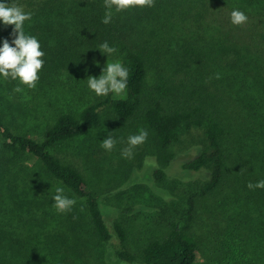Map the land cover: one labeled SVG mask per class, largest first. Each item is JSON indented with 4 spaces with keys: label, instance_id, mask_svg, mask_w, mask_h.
I'll return each instance as SVG.
<instances>
[{
    "label": "trees",
    "instance_id": "16d2710c",
    "mask_svg": "<svg viewBox=\"0 0 264 264\" xmlns=\"http://www.w3.org/2000/svg\"><path fill=\"white\" fill-rule=\"evenodd\" d=\"M17 2L33 13L25 31L40 40L46 62L35 88L15 92L17 81L0 80V264L89 263L73 245L84 232L74 229L68 243L50 215L52 194L39 196L45 191L35 188L31 169L25 181L28 161L47 190L63 186L84 203L85 236L105 246L110 264H264V189L247 187L264 179V0H155L107 25L103 0ZM232 8L247 22L233 25ZM13 28L0 24V42L11 41ZM104 41L117 49L109 60L129 70L123 99L98 97L83 80L86 68L98 77L106 65ZM16 111L42 121L40 137L15 127ZM105 112L107 131L119 138L114 148L147 130L151 148H138L136 170L154 166L150 188L163 185L175 210L185 205L184 224L144 240L137 254L118 219L150 205L106 207L80 167L58 154L102 126ZM203 172L211 177L203 184L188 179ZM108 208L116 221H108ZM198 220L209 234L195 233Z\"/></svg>",
    "mask_w": 264,
    "mask_h": 264
},
{
    "label": "rangeland",
    "instance_id": "374dc122",
    "mask_svg": "<svg viewBox=\"0 0 264 264\" xmlns=\"http://www.w3.org/2000/svg\"><path fill=\"white\" fill-rule=\"evenodd\" d=\"M2 105L3 104L0 102V107L3 108ZM106 118L107 113L105 112L102 126L96 128V130L85 138L61 146L58 149V154L62 159H66L68 162H72L80 167L86 175L91 189L97 193L101 202L106 207H137L138 203L145 205L147 203L150 205L146 206V209H142V211H139L138 213L136 211L131 215L123 214L120 216V219H118L128 232L130 248L133 249L135 254H137L138 246L144 240L162 236L170 228L169 225L171 223L175 222L184 224L185 219L182 218L185 216V205L175 210L174 204L172 202L169 203V201L166 202L165 200L167 198L162 192L164 190L163 185H157L154 183V187L150 188V184L152 183L150 182V177L148 175L154 166L147 164L145 168H139L136 170L137 167L142 165L138 160V148H143L145 150L149 148L148 150L150 151L151 147L148 146V140L133 149V155L131 158L121 156V149L126 147V145H123L120 148H114L111 152L104 150L100 146V141H102L108 134L107 124H105ZM13 121L15 127L19 131L35 137H40L43 129V123L40 119H35L34 117L32 118L16 111L13 115ZM188 146V144L183 145L180 151V156L182 158L188 157L189 154L187 153L190 149ZM33 162L34 161H28L26 162L27 164L23 165L22 175L25 177V181H30L29 174L34 173L37 176L36 180L34 179L35 188H41L45 191L39 194V196H48L49 194L47 191L52 194V191L47 190L48 185L46 177H43L44 175L40 174L41 170L36 167ZM30 169L33 173L30 172ZM38 176H40L41 179H39ZM210 178L211 177L207 172L188 177L190 181H196L199 182V184L205 183L210 180ZM176 186L178 191L185 192V185L178 183ZM153 189L158 192H154ZM143 191H145L146 194ZM140 193H144L146 199L139 198ZM150 193H152L153 199L150 197ZM154 193L161 195V197ZM151 201H153V205H151ZM109 208L106 213L108 221H116L117 219H111L113 213ZM148 208H150V211ZM85 211L86 207L84 203L76 201V204L72 207L71 211L61 213L57 212L53 207L50 215H57L60 224L57 227L62 231L61 233L63 236L67 238L68 243L71 241V236L69 238L67 235L70 233H72V235L76 233L74 229L78 228V232H84L83 237H85V239L83 240L81 234L78 242H73V245L89 260L88 264H110L106 259L105 246H102L96 240H93L89 232L87 236H85V230H88V220L85 218ZM176 213L178 216H173ZM194 231H196L195 233L199 236L209 234L208 228H204L201 223L199 224V220L195 224ZM41 236L43 235L41 234Z\"/></svg>",
    "mask_w": 264,
    "mask_h": 264
},
{
    "label": "clouds",
    "instance_id": "9594fccd",
    "mask_svg": "<svg viewBox=\"0 0 264 264\" xmlns=\"http://www.w3.org/2000/svg\"><path fill=\"white\" fill-rule=\"evenodd\" d=\"M155 0H103L104 15L101 22L105 25L111 23L114 14L130 10L132 8H144L154 6ZM33 13L26 11L23 5L17 0H0V24L5 26L14 25L12 29L13 38L4 39L0 42V80L17 81L14 88L15 92H21L22 85L27 88H35L40 79V72L45 65V51L42 48L37 36L25 31V22L32 19ZM248 20L246 12L239 8H232L230 12V21L233 25H242ZM101 53L107 56V63L101 68V73L87 75L89 69H85L87 78V88L98 97H104L111 94L116 99H123L127 96L129 70L124 66L120 59L109 60V56L117 52L115 46L104 41L98 46ZM99 67V62H95ZM148 137L147 130L141 128L135 134L127 137V146L121 149V156L131 158L133 149L142 145ZM118 137L108 132L106 137L100 141V146L111 152L118 142ZM249 189H264V179L257 180L255 183L249 181ZM52 207L57 212L71 211L76 204L74 197L65 193L63 186H56L52 193Z\"/></svg>",
    "mask_w": 264,
    "mask_h": 264
}]
</instances>
